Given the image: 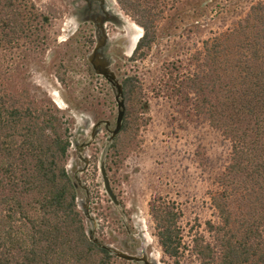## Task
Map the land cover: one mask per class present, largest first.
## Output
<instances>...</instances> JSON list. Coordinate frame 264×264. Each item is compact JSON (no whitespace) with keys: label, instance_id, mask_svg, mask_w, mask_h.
<instances>
[{"label":"rangeland","instance_id":"obj_1","mask_svg":"<svg viewBox=\"0 0 264 264\" xmlns=\"http://www.w3.org/2000/svg\"><path fill=\"white\" fill-rule=\"evenodd\" d=\"M255 1L154 0L150 6H155L158 20L149 48L134 54L124 50L118 58L106 41L99 52L131 90L123 98L122 127L129 123L109 143L104 124L90 134L105 121L113 129L115 93L88 63L93 49L82 28L77 30L60 0H14L23 9L24 29L10 42L0 37V98L15 96L67 128L70 144L64 164L72 182L87 188L99 242L134 255L129 235L139 232L158 264H175L158 243L149 211L151 203L173 204L185 247L179 264H199L192 241L198 236L211 241L208 225L219 223L211 199L220 190L217 179L228 163L230 144L209 125L205 110L194 107L200 95L190 92L187 99L179 84L198 71L203 41L231 28ZM111 4L128 27L143 32L116 0ZM80 143H85L80 154L88 161L77 156ZM101 160L118 206L104 191ZM76 193V202L86 195L81 187ZM82 217L86 231L90 223ZM108 264L132 263L113 256Z\"/></svg>","mask_w":264,"mask_h":264},{"label":"trees","instance_id":"obj_2","mask_svg":"<svg viewBox=\"0 0 264 264\" xmlns=\"http://www.w3.org/2000/svg\"><path fill=\"white\" fill-rule=\"evenodd\" d=\"M116 1L143 29L137 50L149 48L158 20L150 6L154 0ZM22 10L14 0H0L3 40L24 29ZM201 53L198 71L178 84L187 99L190 92L200 95L194 107L204 109L209 125L229 141L230 156L211 199L219 217L218 224L208 225L212 240L195 237L191 250L199 264H264V0L203 41ZM122 84L126 100L131 90ZM69 144L67 128L55 117L15 96L0 98V264L112 259L86 236L64 164ZM149 211L159 245L179 264L185 247L177 208L151 203Z\"/></svg>","mask_w":264,"mask_h":264},{"label":"flooded vegetation","instance_id":"obj_3","mask_svg":"<svg viewBox=\"0 0 264 264\" xmlns=\"http://www.w3.org/2000/svg\"><path fill=\"white\" fill-rule=\"evenodd\" d=\"M60 2H63L65 4L66 10L71 12L73 16V22L76 25L77 30L82 28V33L85 34L83 38L86 39L92 49L95 47L98 37H106L104 39V45L102 46L104 48L106 45L105 42L108 41L111 47L110 54L112 56L121 58V53H123L124 50H131V54H134L138 51V42L142 37L143 32L140 34L139 30H134L133 28L128 27L125 22L122 21L121 16L118 15L112 7V0H60ZM43 21L46 23L47 19L43 18ZM110 71L113 70L110 69ZM113 73L115 74L114 71ZM122 94L124 98V90L122 91ZM100 124H104L106 130H111L109 121L107 125L105 121L103 123H97L95 129L90 135H95V131H99L98 126ZM77 147V156L88 161V157H85L86 155L83 157L80 154V149L85 147V143H80L77 145ZM118 205L119 201L116 206ZM127 233L130 234V231ZM137 239H142V242H137ZM143 240L144 237L142 233L138 232L134 235H129L130 244L135 245L136 254L134 255L138 258V260L126 262H130L132 264H158L155 257L148 254Z\"/></svg>","mask_w":264,"mask_h":264},{"label":"water","instance_id":"obj_4","mask_svg":"<svg viewBox=\"0 0 264 264\" xmlns=\"http://www.w3.org/2000/svg\"><path fill=\"white\" fill-rule=\"evenodd\" d=\"M104 45V38H100L97 40V43L91 53L87 56V61L91 65L93 72L98 75L102 76L111 86L113 89L115 95L114 99L116 102V107H117V115L115 119V124L112 130H110V135H109V143L114 139V137L118 134V132L121 130L122 127V122H123V115H124V100H123V94H122V83L118 81L117 77L115 74L110 71L109 69V61L106 60L101 52L99 50H102ZM108 121H106L107 125ZM99 172L101 175L102 179V185L104 188L105 193L109 197L110 201L114 203L115 205L118 204V200L111 188L109 177L107 175V171L105 168V161L101 160L99 162ZM77 182H73V185L75 188L81 187L82 189L85 190V197L84 199H79L77 200V207L80 209L82 212L83 216L88 219L90 223V228L86 230V236L91 241L94 243L97 247L105 249L106 251L109 252L110 255L121 259L125 261H136L138 258L135 255L128 254L125 251H122L120 249H117L116 247L110 245V244H103L99 242L95 236H94V231L95 227L97 225V220L93 214L89 212V200H88V192L87 188L85 185L79 184Z\"/></svg>","mask_w":264,"mask_h":264},{"label":"bare ground","instance_id":"obj_5","mask_svg":"<svg viewBox=\"0 0 264 264\" xmlns=\"http://www.w3.org/2000/svg\"><path fill=\"white\" fill-rule=\"evenodd\" d=\"M138 37V36H137ZM135 40V39H134Z\"/></svg>","mask_w":264,"mask_h":264}]
</instances>
